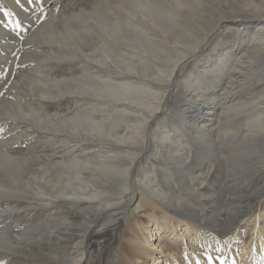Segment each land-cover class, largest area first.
I'll use <instances>...</instances> for the list:
<instances>
[{
  "label": "bare ground",
  "instance_id": "6f19581e",
  "mask_svg": "<svg viewBox=\"0 0 264 264\" xmlns=\"http://www.w3.org/2000/svg\"><path fill=\"white\" fill-rule=\"evenodd\" d=\"M75 1L0 0V68L33 66L28 99L4 110L23 129L8 142L29 136L47 149H0V172L12 174L0 176V188L34 173L26 185L35 183L42 201L29 206L50 224L44 247L26 243L34 254L20 247L26 257L32 264L95 257L96 264H180L177 249L163 242L176 238L193 247L189 264L203 248L209 254L200 263L211 264L224 246L205 220L225 231L228 217L230 224L252 218L255 237L241 256L253 252L251 264H264V164L229 153L264 144V77L241 89L251 76L245 67L264 71V0H91L79 9ZM220 23L234 40L225 33L202 56ZM163 113L173 122L161 121ZM206 169L215 170L211 182ZM257 179L259 193L245 195ZM235 202L239 214L224 212ZM9 236L0 234V244L12 241L18 253L23 242Z\"/></svg>",
  "mask_w": 264,
  "mask_h": 264
},
{
  "label": "rangeland",
  "instance_id": "374dc122",
  "mask_svg": "<svg viewBox=\"0 0 264 264\" xmlns=\"http://www.w3.org/2000/svg\"><path fill=\"white\" fill-rule=\"evenodd\" d=\"M90 1L91 0H76L75 3L78 6H76V4H74V7H73V5H71V7L75 8V9H79V8L87 5L88 3H91ZM54 3L55 2H51L48 4L50 6V8H53ZM240 8H242V7H240ZM50 11H52V9L48 10L49 13H50ZM239 13H242V12H239ZM227 14L229 15V13H227ZM231 14L232 13H230V15ZM234 14H238V13H234ZM229 29H230V27H228V25H225L222 23L218 24V26H216V29L214 31L213 37H211L210 40L208 41L207 45L209 47H207L206 49L201 48V50L202 49H203V51L205 50L202 53L203 54L202 56H204L205 54H208L210 49L213 47L214 43L217 40H219L221 37H223L225 35V33L229 34L228 41H230V40L233 41L234 37L232 36V34L230 35L229 32H231V31H229ZM248 38H249V36H244L240 41L247 40ZM236 40H238V39H236ZM6 67H7V70L5 72L0 68V88H1V86H5V89H3L5 92L4 97H3V105L0 108V149L3 147L2 149L6 148L5 150H9L12 147V144H10V142H8V141L9 140L11 141L10 138L13 137V135H10V134L14 133L17 130L22 131L23 129L18 128V127H21L20 126L21 123L19 121L10 117V115L15 116V114L10 113V115H8L6 117V119H4V117H5L4 116V110H6L5 108H7V109L8 108H15L14 105H18L19 102L25 103V99H28V97L25 96L26 93L23 90L28 88V83H29L30 77H31V75H29V73L32 74L31 68H33V66H31V64H27V65L26 64H20L19 67H17V69H19V71L16 69L15 71L13 70L12 72H8V70L11 67V62H7ZM62 67H63V64L59 65L58 68L56 69V71L61 72ZM189 68L190 67H188V69ZM24 69H25V71H24ZM27 71H28V74H27ZM244 71H245L244 72L245 75L249 76L251 74V76L248 77L249 82L245 81L246 84H243L244 86L241 85L242 86L241 89L243 91L244 90L247 91L249 89L251 82L256 83L258 79L264 77V73H263L264 71L260 70L259 67H257V66H254V67L249 66V68L245 67ZM183 76H184L183 72H179L176 78L180 80L183 78ZM24 78H26V79H24ZM23 80H25V81H23ZM179 87H182L181 83H180ZM21 93H22V95H21ZM23 98H25V99H23ZM170 98L171 97L169 96L167 99L168 102L170 101ZM7 99H8V101H7ZM64 102L67 103L66 100H64ZM57 104L58 103L53 102V104H51L52 106L51 105L49 106V110L53 112V110H55L57 108V106H56ZM65 105L68 107L69 104L67 103ZM166 115H167L166 113H163L161 115L162 116L161 121L163 119L164 120L166 119V120H169V122H173V119H171V115L170 116H166ZM8 118H10V119L8 120ZM151 131L152 132L157 131V128H155L154 123L151 127ZM7 136H10V137H7ZM6 139H8V140H6ZM31 139H32L31 137L27 136V139L25 138V139L21 140L20 142L16 143L14 145V147H12L13 148L12 150L14 152H16V154H24L29 149H31L30 153H32V152L37 153L38 152L39 154H44L45 150H47V149H44V148H41L40 146H38L36 139H33V140H31ZM242 139L245 141L248 140V138H244V137H242ZM34 146L36 147V150L34 149L35 148ZM230 146L231 145H229L227 147V149L229 151H230ZM246 146H250V145L247 143ZM231 147H234V146H231ZM237 149L238 148L235 146L234 149H231V151L229 153H231V154L235 153L234 156H249L250 158L253 156V158L255 157L253 162H255V161L259 162L255 166H258L261 163L264 164V162L261 161L263 159L261 156H264V144H263V142L259 143V144L256 143V146H254V148L252 150H249V148L244 147V148H240L238 150L239 152H237L236 151ZM245 149H248V152ZM58 156H60V155H58ZM191 156H197V155L191 154ZM249 157H248V159H249ZM143 162L145 163V167H146V165H147L146 164V158H143ZM192 162H194V163L191 164V166H193V167L198 166L197 158H195L194 161H192ZM236 165H237V167H241V168H239L241 171L246 170L243 168L242 162L241 163L238 162V164H236ZM164 167H166V166H164ZM248 170H250V169H248ZM214 173H215V170L206 169L207 177H205V179L208 180L209 182H211L212 177L214 176ZM3 175H4V179L10 180L12 178V176H11L12 174H10L8 171L2 170L0 172V176L3 177ZM33 175H34V173L29 172L28 175H24L21 178H17V182H16L17 185H14V184L12 185V187H14V188L4 186V185L0 188V199H1L0 200L1 201L0 202V224H2V225H0V231H1L0 234L3 233V235L5 237L10 235L11 237H13V239L18 238L17 239L18 241L23 242L22 244H20V246H18L19 248L24 247V246H25V248H27L26 243H32L33 241L34 242L40 241L42 243L41 247H44L45 246L44 242H46V235L44 233L46 232V230L50 226L49 221L47 220L46 213L42 212V210H40V208H35V207L32 208V206H34L35 202L37 203V202L42 201L39 199V194L37 193L38 190L36 189V184L33 183V186H27L26 185L27 182H30L29 180L31 179V177H28V176H33ZM259 182H260V180H258V179L255 182H252V184H253L252 187L247 189V191H245V195L252 196V195L258 194L259 193L258 187L260 184ZM25 185H26V187H25ZM10 186H11V184H10ZM16 192H18V195ZM127 197L129 198V195H127ZM138 201H139V198L135 204H137ZM142 202H144V200H142ZM30 203L32 204V206H29ZM228 204H229V202H228ZM238 205H239V203L235 202L234 204H232L230 206V210L226 209V210H224V212L231 214V216H236L237 214H239V206ZM214 214H216V213H214ZM222 219H223L222 221H223L224 225L228 226L225 231H223V229L218 225V223L212 222L208 219L205 220V222H208L209 224L212 225V227L210 226V228H212V229H210L211 232L218 236L219 240L221 242H223V246H224L221 252H215L214 253V255H213L214 260H212L213 263L211 262V264H251L250 261H251V259L256 257V254L253 252L247 253V251H246L244 258H242L241 250H242V246L244 244L250 243V241L252 239H254V237H255L254 235H252L253 228H254L253 227L254 223H252L250 221V220H252V218H249L250 220H248V221L243 220L239 224H230V222L227 223L228 217H223ZM40 225H42L44 229ZM261 226H263V229H264V222L262 223ZM36 227H38V230H36ZM39 232H41V233H39ZM23 234H25V235L23 236V239H21V236ZM240 234H242V237H241V239H238L237 237L240 236ZM7 238H5V239H7ZM152 240L154 241V243L158 244L157 236L156 237L153 236L151 238V241ZM11 242L4 241V243L0 244V264H32L33 262L31 260V257H33V256L28 253L29 257H26L25 251H23L21 248H20L21 251H19L17 253V251H14L15 243L12 244ZM163 242H165L170 247L169 249H171L172 247L177 249L178 252L173 253L174 254L173 256L171 255L173 257V260L180 259V264H189L188 255L191 254V252L193 251V247L187 246L186 248H184L182 243L176 241V238H173V240L163 241ZM1 248H2V250H1ZM27 250H29L28 252H31L33 250L32 251L33 254L35 252V249H31V248L30 249L27 248ZM171 250H173V249H171ZM195 250L196 249H194V251ZM202 250H203L204 254L201 253V255H200V257H198V259L196 257H195L196 259L192 257L194 259V262H195L193 264H199L200 262H203L202 259L204 260V258H203L204 255L209 254V253H207L208 250L206 248H203ZM188 251H189V253H188ZM96 260H97V257H95V259H92L93 263H91V264H96Z\"/></svg>",
  "mask_w": 264,
  "mask_h": 264
},
{
  "label": "snow or ice",
  "instance_id": "6c2138e0",
  "mask_svg": "<svg viewBox=\"0 0 264 264\" xmlns=\"http://www.w3.org/2000/svg\"><path fill=\"white\" fill-rule=\"evenodd\" d=\"M17 2L19 3V0H17ZM26 2L29 4H32V3H35L36 0H26ZM41 11H42V9H41ZM0 23H2V21H0Z\"/></svg>",
  "mask_w": 264,
  "mask_h": 264
}]
</instances>
